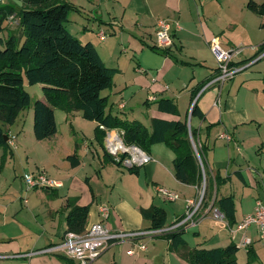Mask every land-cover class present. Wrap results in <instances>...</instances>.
Instances as JSON below:
<instances>
[{
	"label": "crops",
	"instance_id": "0c3cea01",
	"mask_svg": "<svg viewBox=\"0 0 264 264\" xmlns=\"http://www.w3.org/2000/svg\"><path fill=\"white\" fill-rule=\"evenodd\" d=\"M60 1L75 8L69 13L67 30L81 43H91L105 66L117 70V76L122 68L119 62L125 63V58L117 56L120 41H127L124 42L125 49L120 52L130 54L129 79L124 85H121L123 82L119 84L118 91L123 92L127 87L141 93L151 90L143 105L144 116L139 115V119L118 114L127 107L122 102L116 105L112 101L110 107H106V114L123 120L139 121L147 129L152 119L177 121L185 115L188 119L191 96L198 89L193 100L203 118H190L189 130L190 127L195 128L199 141L207 148L205 153L209 178L218 175L222 180L217 192L215 185L211 188L213 197H233L235 223L232 226L253 211L256 200L264 201V47L260 49L264 44V28H260L262 19L246 9L249 0ZM159 20L170 25L169 32L173 40L170 56L150 49L154 45L156 23ZM100 31L106 34L104 40L98 38ZM213 43L223 51L239 46L243 48L234 64L239 67L242 65L244 69L238 73L240 76L236 74L228 80L230 91H224L225 82L220 88L213 85L202 91L218 74L217 62L211 50ZM196 64L207 72L200 81L202 70H189ZM253 66L254 69L249 71ZM149 70L155 71L154 74ZM114 85L113 82L108 93L106 90L101 92V96L107 98V104L111 95L116 93ZM244 85L253 92L250 96L238 95ZM182 93L188 95V108L184 116L158 111L156 101L163 98L172 100L178 108V97L174 96H181ZM151 97L154 100H150ZM39 100L45 101L44 96ZM21 115L11 127H3L8 134L17 136L14 146L0 147V264H67L62 256L53 254H32L24 259L11 257L61 243L67 230V200L88 208L86 228L102 222L109 230L130 232L149 230L150 222L142 218L141 209L152 205L164 209V204V228H167L172 221L183 216L186 200L194 199L198 194L195 185L175 179V154L164 144L153 145L149 151L152 161L140 168L137 175H132L109 161L95 140L94 129L97 124L90 121L86 124L79 111L64 112L61 117V123H64L70 134L67 144L59 136L56 109V134L42 141L35 139L33 129L31 136L26 138L17 133L16 128L27 125L28 117L19 118ZM30 118L33 119V112ZM193 120H196L195 124ZM222 133L230 136L229 143L219 138ZM31 137H34L35 142ZM219 144L224 147L222 155L216 153L221 148ZM74 154L79 160L76 167H72L66 159ZM34 169L45 173L58 186L27 189L23 175L35 174ZM158 188L174 194L176 199H164L157 192ZM232 190L239 197H251L250 210L239 213V197ZM167 202H178V205L175 204L178 210L171 214ZM103 204L109 207V217L105 221L100 219L98 211V207ZM208 208L204 209L202 220L205 222H201L203 225L194 234L202 236L210 248H225L234 244L241 233L237 234L234 241L227 231L229 242L227 240L225 246L216 245L222 239L217 238L220 234L215 231L218 228L214 222L216 220L208 217ZM168 220L171 221L168 223ZM224 223L223 228L226 229ZM251 227L245 234L253 244L257 233L253 228L251 236L247 234ZM164 243V253L153 257L148 247L144 252L135 250L133 255H129L127 252L133 246L125 241L111 247L93 264H165V258L166 264H189L182 255L195 248L186 246L172 250L169 240ZM69 263L74 264L72 261Z\"/></svg>",
	"mask_w": 264,
	"mask_h": 264
},
{
	"label": "trees",
	"instance_id": "16d2710c",
	"mask_svg": "<svg viewBox=\"0 0 264 264\" xmlns=\"http://www.w3.org/2000/svg\"><path fill=\"white\" fill-rule=\"evenodd\" d=\"M23 8L17 13L11 6L0 7V147L7 146L10 134L3 127H11L19 114L30 106V95L24 83L32 86L39 84L45 101L36 100L33 104V134L36 140L49 139L56 134L57 127L54 109L64 112L79 111L84 120L95 122V140L103 148L105 129H117L123 132L122 140L126 145H136L149 154L150 148L156 144H164L170 148L173 160L174 177L184 184L195 185L197 189L203 180V173L198 162L190 137L197 147L201 159L207 193L211 188L216 192L222 183L218 175L209 178L206 164V146L198 137V131L187 126V115L182 120L167 121L152 119L147 129L139 121H128L106 114L107 98L101 92L111 88L116 69L108 68L101 60L94 46L81 43L66 28L70 11L75 8L60 0H20ZM246 9L262 19L260 28H264V2L247 1ZM15 14L19 18V27L23 41L14 37L4 39L3 22L8 15ZM264 44L260 47L262 49ZM152 51L163 56H170L169 50ZM198 89L191 96V103ZM196 93V94H195ZM158 111L177 115V107L170 99L156 101ZM191 118L202 119L197 103L191 110ZM211 127V126H210ZM209 127V128H210ZM207 128V130L209 129ZM198 140V141H197ZM105 152V151H104ZM109 161L120 167L105 152ZM72 167L79 164L77 156L66 158ZM127 169L128 173L137 175L139 169ZM208 177V179H207ZM206 195V194H205ZM205 205V204H204ZM212 205L223 214L229 226L235 223L234 200L232 196L215 197ZM65 208L66 232L81 233L86 228L88 208L75 205L67 200ZM143 219L150 222L149 230L162 229L166 223V212L157 206L141 209ZM184 230L164 236L170 241V248L178 250L187 246ZM239 248L231 243L225 248H195L182 255L189 264H238L235 258ZM249 257H253L251 249H247ZM66 260L67 264L70 262ZM70 264V263H69Z\"/></svg>",
	"mask_w": 264,
	"mask_h": 264
},
{
	"label": "built area",
	"instance_id": "2783aa9c",
	"mask_svg": "<svg viewBox=\"0 0 264 264\" xmlns=\"http://www.w3.org/2000/svg\"><path fill=\"white\" fill-rule=\"evenodd\" d=\"M3 3V0H0ZM13 17V16H12ZM170 25L164 20H159L156 23L155 36H154V47L158 50H170L173 47V40L171 33L169 32ZM106 34L103 31L98 33V38L104 40ZM213 42V41H212ZM212 53L217 62L218 74L210 80L202 89L205 90L211 86H222V84L228 80H231L236 74L240 73L244 67H239L234 64L243 51L241 46L233 48L229 51H223L215 43L211 46ZM264 55V54H263ZM261 55V57L263 56ZM144 72L143 70H139ZM150 100H154L152 97ZM103 138L104 151L113 159L114 162L118 163L121 168L131 169L143 167L152 161L151 156L139 148L136 145H126L122 140L123 132L117 129H105ZM219 138L224 142L229 143L231 138L228 134L222 133ZM16 137L10 134L8 138V146L13 147ZM191 143L194 149L195 156L200 163L203 180L198 189L201 192L200 197L197 199L186 200V209L178 220L174 221L169 227L158 230H136L130 232L113 231L109 230L102 224V222L94 223L81 233L65 232L62 241L59 244L49 246L43 250H39L28 254H16L11 257L24 259L32 254H53L60 255L63 258L72 261L74 264H93L97 261L107 250L111 247L128 241L132 244L133 248L127 253L133 255L135 250L146 251L147 241L158 237H164L170 233L186 230L190 227H194L197 220L199 211L201 209V203L204 202L203 198L205 195V177L204 171L199 157L197 147L200 148V144L197 145L191 138ZM23 180L27 189L35 188H50L56 187L58 184L47 178L42 173H26L23 175ZM157 192L166 200L174 201L176 196L165 189L158 188ZM210 210V211H209ZM99 217L102 221L107 220L109 217V207L107 205H100L98 207ZM208 211L212 214V218L216 221L225 224V227L232 240L235 241L237 234L241 233L239 239L234 243L238 248L247 250L252 246L251 239L245 234L246 230L253 226L256 229L258 241L264 245V201L258 199L255 201L253 211L243 217L234 226H229L217 208L210 204ZM204 215L201 216L203 218ZM197 218V219H196ZM199 223V222H198Z\"/></svg>",
	"mask_w": 264,
	"mask_h": 264
},
{
	"label": "rangeland",
	"instance_id": "374dc122",
	"mask_svg": "<svg viewBox=\"0 0 264 264\" xmlns=\"http://www.w3.org/2000/svg\"><path fill=\"white\" fill-rule=\"evenodd\" d=\"M3 5L13 7L15 9L16 13L24 7L20 0H3V3L0 2V7ZM2 26L4 27V30L2 33V36L4 39H7L9 37H14L15 40H20V42L23 41L21 30L19 27L18 16H16L15 14L8 15L6 17V20H4ZM124 42H127V41L126 40L120 41L121 45L119 46L120 49L118 50L117 56L121 55V59L125 58V63H122L121 61L119 62V65L122 67L121 69H119L121 72L118 76L115 75V77L113 78V82L115 84L114 88H115L116 93L111 95V98L107 104V108L110 107L109 105H110V103H112V101H115L116 105H118L119 103L122 102V103H125V105H127V107L124 108V110L119 112L118 114H120L124 117L129 115V117L131 116V117L137 118V117H139V115L144 116L143 110H145V108H143V105L145 104V99H148V97L150 96L151 90L147 91L148 94H146L147 92H145V91H142V93L141 92H135V91H133L132 88H129V87H127L123 92L118 91L119 84H121L123 82V84H121V85H124L125 82L128 81V79H129L128 71H129V67H131V66H129V63H128L130 61V59H129L130 54H124V53L120 52L122 49H125L124 47L126 45H124ZM258 64H260V62ZM255 66H253V68H251V69H249V67H248L249 71L253 70ZM115 67H117V66L115 65ZM189 70L190 71L194 70L195 72H199L200 70H202L200 73L199 81L202 78H204L206 73H207L206 71H204L206 69L201 67L199 64L192 65V67L189 68ZM247 70H244V71H247ZM149 72L154 74L155 71L149 70ZM239 74H237V75H239ZM237 75H235V76H237ZM224 84H225L224 91H230V82L226 81ZM127 85L129 86V84H127ZM163 85H165V84H163ZM24 88L28 92V94L30 95V106L21 112L22 115L19 118H23L24 116H25V118L28 117L27 125H25L24 128L22 126L20 127V129L16 128V131H17V133L19 132V134H21L24 138H26L28 135L31 136V134H32V129H33L32 120L33 119L30 118V116L32 117L33 104L36 100L43 98V93L41 90V85H39V84L29 86V85H27V83H24ZM105 92L108 93L109 89H107ZM252 93L253 92L250 90V88H247L244 85L239 89L238 95L239 96H250ZM176 97H178V100L176 102L177 106H178V108H177L178 113H180L181 116H184V114L188 108V95H187V93H182L181 96H174V98H176ZM140 108H142V109H140ZM114 109H116V108L114 107ZM131 111H133V112H131ZM56 116H57V124H58L57 127L59 128V136L67 144V142L69 141V138H70L69 137L70 134L68 133L69 131L66 130L64 123H61V117L64 116V112L56 109ZM137 119H139V118H137ZM84 122L86 124H88L86 120H84ZM195 122H196V120H193L194 124H195ZM14 136L17 137L15 134H14ZM31 138L34 141V137H31ZM219 145H221V144H219ZM222 147H223L222 145H221V148L219 146L220 149L216 150V153L220 152L222 155V153L224 152V149H223L224 147L223 148ZM30 169L32 170V168H30ZM39 172H40V170L34 169L35 174L39 173ZM123 172H127V169H124ZM21 175H22V173H21ZM207 179H208V177H207ZM207 184H208V182L207 183L205 182V190L207 188ZM232 192L236 193L237 197H239V194L235 190H232ZM200 194H201V192L199 191V193L196 195L197 199L200 197ZM205 194L206 195H204V198H203L204 202L201 203V209H200L198 217H197L198 219L196 218L197 220H199L198 221L199 223L197 222L194 227H190L184 231L183 237H184L185 241L187 242V248H197L198 247V248L211 249L210 248L211 246H207L209 244L205 242V240L202 238V236L197 237L198 235L194 234L203 225V224H201V222L203 221L202 220L203 218H201V216L204 215V209L209 207L210 204L212 203L213 199H214L212 189L209 190ZM239 198H241V201H239ZM239 198L237 199V202L239 204L238 205L239 213L241 211L250 210L251 205H252L251 197L244 196L242 198V196H240ZM178 202H176V203H168L167 202L166 203L168 205V207L170 208L171 214L175 213L178 210V207L176 206V205H178ZM162 205L165 209L166 208L165 205L164 204H162ZM171 205H173V206H171ZM210 215L212 216V214H209L208 217L212 218ZM170 221L168 220V223ZM203 222H205V220ZM214 222L216 223L215 225H217V227H218V228H215V231H218L220 234L217 238L219 240L222 239V240H220L221 242L216 244V245H218V247L219 246H225L229 242L227 230L225 228H223L222 222H219V221L218 222L214 221ZM172 223H173V221H172ZM253 228L255 229V227H251V229H249L247 234L250 235L251 232H254ZM165 240H166L165 238L159 237V238H154L152 240L147 241V247L149 249V253L151 256L154 257L155 254L164 253V251H165V243L164 242L167 241V240L166 241ZM227 240H228V242H227ZM249 249H251V251L253 253V257H249V255L247 254V250L239 248V250L235 254V258H236L237 263L238 264H264V245L261 244L259 241H257V238L254 239L252 247H250ZM166 263H167V260L165 258V264Z\"/></svg>",
	"mask_w": 264,
	"mask_h": 264
},
{
	"label": "water",
	"instance_id": "95a60500",
	"mask_svg": "<svg viewBox=\"0 0 264 264\" xmlns=\"http://www.w3.org/2000/svg\"><path fill=\"white\" fill-rule=\"evenodd\" d=\"M194 104H195V100H193V102L191 103L190 111L188 113V119H187L188 128H189V124H190L191 110H192V107H193ZM4 140L7 141V137H4ZM190 140H191V137H190Z\"/></svg>",
	"mask_w": 264,
	"mask_h": 264
}]
</instances>
